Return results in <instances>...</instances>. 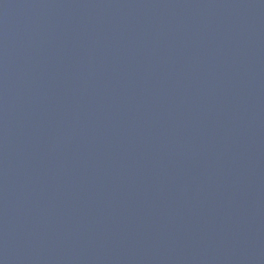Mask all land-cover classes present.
<instances>
[{
    "label": "water",
    "instance_id": "95a60500",
    "mask_svg": "<svg viewBox=\"0 0 264 264\" xmlns=\"http://www.w3.org/2000/svg\"><path fill=\"white\" fill-rule=\"evenodd\" d=\"M0 264H264V0H0Z\"/></svg>",
    "mask_w": 264,
    "mask_h": 264
}]
</instances>
